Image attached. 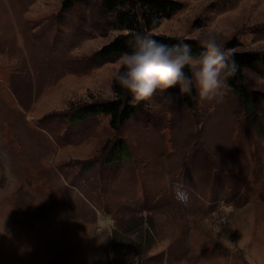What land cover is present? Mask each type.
<instances>
[{"label":"rangeland","instance_id":"obj_1","mask_svg":"<svg viewBox=\"0 0 264 264\" xmlns=\"http://www.w3.org/2000/svg\"><path fill=\"white\" fill-rule=\"evenodd\" d=\"M175 1L153 35L211 31L264 58V0ZM62 3L0 0V264H264V64L243 72L252 106L226 81L191 107L157 90L117 130L105 115L73 123L114 98L119 57L98 52L125 32L98 1Z\"/></svg>","mask_w":264,"mask_h":264},{"label":"clouds","instance_id":"obj_2","mask_svg":"<svg viewBox=\"0 0 264 264\" xmlns=\"http://www.w3.org/2000/svg\"><path fill=\"white\" fill-rule=\"evenodd\" d=\"M129 50L115 62L113 81L119 90L131 97L135 106L149 100L159 90L161 93L176 87L179 95H191L200 102H210L222 96L226 77L236 71L230 51L220 42L215 32H208L199 40V53H193L187 43L168 45L154 38L150 32H131ZM115 95V91L113 92ZM174 198L186 203L188 192L182 183L173 188ZM97 223L115 227V221L98 212ZM111 232L98 243L110 239Z\"/></svg>","mask_w":264,"mask_h":264},{"label":"trees","instance_id":"obj_3","mask_svg":"<svg viewBox=\"0 0 264 264\" xmlns=\"http://www.w3.org/2000/svg\"><path fill=\"white\" fill-rule=\"evenodd\" d=\"M83 0H63L62 6L65 11L70 10L76 2ZM92 1V0H89ZM98 1L104 11L114 14V26L116 30L124 31L108 44L103 46L98 56L105 61L120 57L129 50L128 41L131 32H152L158 28L163 20H169L175 13L179 12L182 3L175 0H95ZM162 43L168 45L180 44L181 42L190 45L193 53L202 51L199 41L187 38H175L153 35ZM235 45H229L228 50H234ZM230 56L236 63V71L233 75L227 76L226 81L231 92L240 98L247 106L257 103L260 98L257 93L248 94L243 87V72L257 64H264V58L253 52H230ZM112 89L115 91L114 98L108 101L85 104L76 109L69 117L73 123L84 121L88 118L105 115L110 119V127L114 130L122 127L144 104V101L133 106L130 103L131 97L120 91L112 80ZM183 95V101L191 107L190 98L194 96ZM124 143L118 140L109 158L117 156L123 151ZM127 153V152H125Z\"/></svg>","mask_w":264,"mask_h":264}]
</instances>
